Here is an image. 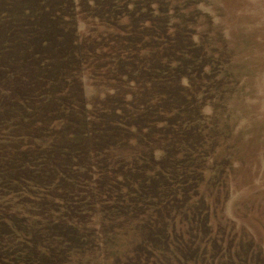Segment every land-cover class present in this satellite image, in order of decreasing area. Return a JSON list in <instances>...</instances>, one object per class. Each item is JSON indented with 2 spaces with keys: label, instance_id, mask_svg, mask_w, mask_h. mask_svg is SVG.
Masks as SVG:
<instances>
[{
  "label": "rangeland",
  "instance_id": "rangeland-1",
  "mask_svg": "<svg viewBox=\"0 0 264 264\" xmlns=\"http://www.w3.org/2000/svg\"><path fill=\"white\" fill-rule=\"evenodd\" d=\"M0 264H264V0H0Z\"/></svg>",
  "mask_w": 264,
  "mask_h": 264
}]
</instances>
